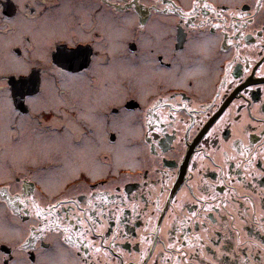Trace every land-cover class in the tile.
<instances>
[{
  "label": "flooded vegetation",
  "instance_id": "obj_1",
  "mask_svg": "<svg viewBox=\"0 0 264 264\" xmlns=\"http://www.w3.org/2000/svg\"><path fill=\"white\" fill-rule=\"evenodd\" d=\"M0 264H264V0H0Z\"/></svg>",
  "mask_w": 264,
  "mask_h": 264
},
{
  "label": "rangeland",
  "instance_id": "obj_2",
  "mask_svg": "<svg viewBox=\"0 0 264 264\" xmlns=\"http://www.w3.org/2000/svg\"><path fill=\"white\" fill-rule=\"evenodd\" d=\"M74 78H71V83H73V80ZM67 83H70V82H68L67 81ZM48 99H49V101L50 102H55L56 100H57V98H56V96L55 95H53V93H49V97H48ZM54 105V104H53ZM53 105H49V106H53ZM55 132H53L51 135H53ZM58 139V138H57ZM59 141H58V144H63L62 143V140L61 139H58ZM61 147V146H60ZM59 147V148H60ZM51 148H52V146H51ZM63 148H65V149H67V148H74V147H71V146H69V145H67V141L65 142V146L63 147ZM122 163V160H115V164L116 165H120ZM90 165H93V163L91 162V161H88V162H84V161H81L79 164H78V166H77V169H87L88 170V168L90 167ZM86 167H88V168H86ZM94 168H97V165H95L94 164ZM100 169H97V171H99ZM45 187L47 188V190L48 191H53V189L55 188V185L54 184H52L51 183V181H50V179L49 180H47L46 182H45ZM45 188V189H46ZM15 236H19L18 234H16L15 233ZM17 240H18V238H17Z\"/></svg>",
  "mask_w": 264,
  "mask_h": 264
},
{
  "label": "snow or ice",
  "instance_id": "obj_3",
  "mask_svg": "<svg viewBox=\"0 0 264 264\" xmlns=\"http://www.w3.org/2000/svg\"><path fill=\"white\" fill-rule=\"evenodd\" d=\"M231 41H229V43H230ZM75 55V53H72V52H69V53H67L66 54V56H67V58L69 59V60H71L72 59V57Z\"/></svg>",
  "mask_w": 264,
  "mask_h": 264
}]
</instances>
